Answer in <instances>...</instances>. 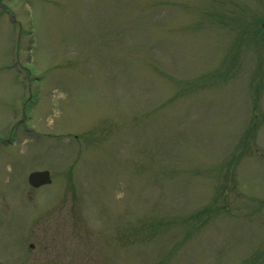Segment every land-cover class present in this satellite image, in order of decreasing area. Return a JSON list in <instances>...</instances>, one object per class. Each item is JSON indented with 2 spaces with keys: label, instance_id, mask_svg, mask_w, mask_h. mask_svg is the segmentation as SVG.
<instances>
[{
  "label": "rangeland",
  "instance_id": "obj_1",
  "mask_svg": "<svg viewBox=\"0 0 264 264\" xmlns=\"http://www.w3.org/2000/svg\"><path fill=\"white\" fill-rule=\"evenodd\" d=\"M0 264H264V0H0Z\"/></svg>",
  "mask_w": 264,
  "mask_h": 264
},
{
  "label": "water",
  "instance_id": "obj_2",
  "mask_svg": "<svg viewBox=\"0 0 264 264\" xmlns=\"http://www.w3.org/2000/svg\"><path fill=\"white\" fill-rule=\"evenodd\" d=\"M28 184L33 188H39L51 183L49 171H34L28 175Z\"/></svg>",
  "mask_w": 264,
  "mask_h": 264
}]
</instances>
